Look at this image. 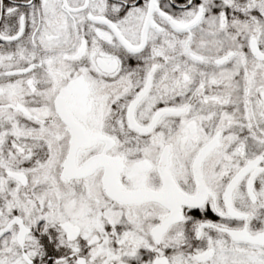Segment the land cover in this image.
Instances as JSON below:
<instances>
[{"label": "snow or ice", "instance_id": "snow-or-ice-1", "mask_svg": "<svg viewBox=\"0 0 264 264\" xmlns=\"http://www.w3.org/2000/svg\"><path fill=\"white\" fill-rule=\"evenodd\" d=\"M0 264H264V0H0Z\"/></svg>", "mask_w": 264, "mask_h": 264}]
</instances>
